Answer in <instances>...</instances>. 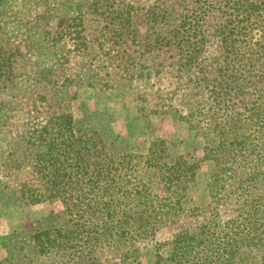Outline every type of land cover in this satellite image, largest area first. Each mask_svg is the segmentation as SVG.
Returning <instances> with one entry per match:
<instances>
[{
    "label": "rangeland",
    "instance_id": "1",
    "mask_svg": "<svg viewBox=\"0 0 264 264\" xmlns=\"http://www.w3.org/2000/svg\"><path fill=\"white\" fill-rule=\"evenodd\" d=\"M232 1L260 8L247 43L237 41L250 64L226 74L241 73L242 87L219 105L193 81L219 73ZM192 13L208 36L191 77L173 39L166 42ZM62 111L80 132H99L115 154L144 152L162 138L171 159L192 156L198 214L81 258L38 249L33 235L61 222L62 206L24 204L18 183L33 174L42 119ZM190 231L201 233L193 252L203 253L173 261L169 242ZM206 252L220 264H264V0H0V264H197Z\"/></svg>",
    "mask_w": 264,
    "mask_h": 264
},
{
    "label": "trees",
    "instance_id": "2",
    "mask_svg": "<svg viewBox=\"0 0 264 264\" xmlns=\"http://www.w3.org/2000/svg\"><path fill=\"white\" fill-rule=\"evenodd\" d=\"M226 6V18L231 21L220 34L224 55L219 73L212 78L205 72V77L193 81L194 88L198 84L201 91H210L219 105L231 91H240L242 87L241 73L233 72L232 78L226 74L232 68L240 70L250 64V55L239 50V44L247 43L246 36L256 23L260 8L253 1H232ZM198 15L192 13L182 23L184 31L170 33L166 42L173 39L170 45L177 48L178 60L191 77L196 74L197 61V66L200 64L199 55L201 61L205 60L202 53L208 36L199 25ZM240 29L243 40L236 38ZM161 35L164 42L165 35ZM41 122L39 138L43 147L33 154L27 169L33 174L22 176L17 196L27 205L59 201L62 210L61 222L56 220L58 223L33 235L38 249H71L76 258H81L94 254L99 245L107 246L112 239L124 236L128 240H143L175 219L198 214L200 207L194 205L191 196L198 164L189 155L171 159L165 139L155 138L144 152L115 154L99 132H80L71 115L63 111L49 113ZM212 149L207 144L205 154L208 156ZM148 170L150 175L146 174ZM57 216L51 213L53 220ZM200 237L201 233L193 231L177 233L169 242L172 260L179 262L181 255L192 257L202 252H193V242ZM220 257L206 252L196 263L220 264Z\"/></svg>",
    "mask_w": 264,
    "mask_h": 264
}]
</instances>
